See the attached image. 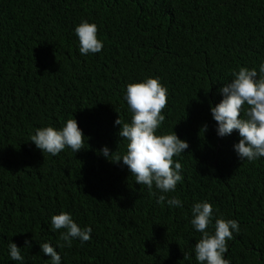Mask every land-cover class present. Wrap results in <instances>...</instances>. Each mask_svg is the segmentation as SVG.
Segmentation results:
<instances>
[{
	"label": "trees",
	"instance_id": "16d2710c",
	"mask_svg": "<svg viewBox=\"0 0 264 264\" xmlns=\"http://www.w3.org/2000/svg\"><path fill=\"white\" fill-rule=\"evenodd\" d=\"M85 20L98 27L99 53L79 51ZM261 62L264 0H0V264H51L45 242L61 264H199L191 207L203 201L213 206L210 233L217 218L239 223L224 258L264 264V157L241 161L238 130L218 136L210 108L234 70ZM148 77L168 90L156 134L189 144L174 157L183 180L171 193L150 192L99 152L126 153L114 122H131L126 86ZM70 118L87 142L75 154L52 156L29 140ZM171 197L183 207H169ZM61 212L91 227V240L59 247L51 217ZM11 242L22 262L11 260Z\"/></svg>",
	"mask_w": 264,
	"mask_h": 264
},
{
	"label": "clouds",
	"instance_id": "9594fccd",
	"mask_svg": "<svg viewBox=\"0 0 264 264\" xmlns=\"http://www.w3.org/2000/svg\"><path fill=\"white\" fill-rule=\"evenodd\" d=\"M79 39V51L82 55L96 54L102 51L103 42L98 39V27L95 23L82 21L75 28ZM231 82L224 84L219 91L223 99L210 106L213 119L217 122V134L224 137L233 131L239 133L240 140L234 145L239 159L255 161L264 157V62L256 68L240 67L233 71ZM167 88L159 78L148 77L139 82H131L126 86L125 99L132 113L131 122L122 121L120 116L115 124L121 125L118 135L127 141L126 153L114 155L107 146L99 152L111 162L121 160L135 177V183L146 185L151 192L153 186L161 193L176 190L178 182L183 180V165L174 157L185 153L189 148L187 141L173 132L157 135V130L165 121L163 110L167 107ZM247 105V107H245ZM117 111V110H116ZM118 112V111H117ZM245 118H242V114ZM179 122V121H178ZM203 130H207L205 124ZM83 131L75 118H70L65 125L57 129L52 126L37 128L30 141L36 147L52 156L70 148L75 154L86 148ZM166 196L161 194L157 202L163 204ZM169 207H183L179 197L167 199ZM191 224L202 237L195 244V258L199 264H230L224 258L228 250L227 242L233 239V233L240 232L239 223L233 219L217 218L214 233L208 231L213 224V206L207 201L196 202L191 207ZM53 230H63L59 247L73 246V240L81 243L91 240V227L81 228L68 212H61L51 217ZM31 242L25 240L24 247L31 248ZM44 254L50 256L51 264H61V256L56 248L45 242L40 244ZM11 260H24L21 247L11 242L8 245ZM187 254H184V258Z\"/></svg>",
	"mask_w": 264,
	"mask_h": 264
}]
</instances>
